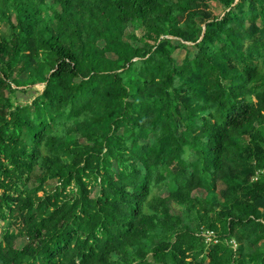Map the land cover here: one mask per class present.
I'll list each match as a JSON object with an SVG mask.
<instances>
[{
    "label": "trees",
    "instance_id": "obj_1",
    "mask_svg": "<svg viewBox=\"0 0 264 264\" xmlns=\"http://www.w3.org/2000/svg\"><path fill=\"white\" fill-rule=\"evenodd\" d=\"M1 31L0 264H264V0H0Z\"/></svg>",
    "mask_w": 264,
    "mask_h": 264
},
{
    "label": "rangeland",
    "instance_id": "obj_2",
    "mask_svg": "<svg viewBox=\"0 0 264 264\" xmlns=\"http://www.w3.org/2000/svg\"><path fill=\"white\" fill-rule=\"evenodd\" d=\"M247 27H248V26H247ZM256 27H257V28H260V27H261V23L258 22V23L256 24ZM3 30H4V29H3ZM3 32H4V31H1L0 36L3 34ZM174 44L178 45V44H180V43H179L177 40H174ZM187 52L189 53L190 57H193L194 54H196V49L194 48L193 45L189 44V45L187 46L186 51H185V50H179V51L176 53V56H175L176 59H177V62H178V63H181V62H182V60H183V58L185 57V55H186ZM43 89H44V86H43V85H37V86H35V87H34V91L37 92V93H36V95H34L33 97L37 96V94H41L42 91H43ZM30 96H31V95H30ZM30 96H29V99H27L28 101L30 100ZM33 97H32V98H33ZM31 101H32V99H31ZM115 172H116V169H115ZM91 183H92V182H91ZM92 184H93V185H91V187H90V188H91V197H92V198H96V197L99 195V191H100V189H99V187H98L97 185H95L94 183H92ZM218 187H219V190L223 188L222 185H219ZM74 190H75V188H74ZM194 196L205 197V193L202 192V191H197V192L194 193ZM171 211H172V214L177 215V214H179L180 209H179L178 207H176L175 205L172 204ZM2 225H3L2 222H0V233H1V226H2ZM205 235H206V234H203V236H205ZM206 242H207V241H206ZM25 243H26V241H25L24 239H20V240H18V241L16 242V246H17L18 248H20V247H22ZM232 246H233V249L236 251L237 248H238V245L234 242V243H232Z\"/></svg>",
    "mask_w": 264,
    "mask_h": 264
},
{
    "label": "built area",
    "instance_id": "obj_3",
    "mask_svg": "<svg viewBox=\"0 0 264 264\" xmlns=\"http://www.w3.org/2000/svg\"><path fill=\"white\" fill-rule=\"evenodd\" d=\"M204 237L206 238L207 242H211L213 239V234L207 233Z\"/></svg>",
    "mask_w": 264,
    "mask_h": 264
}]
</instances>
